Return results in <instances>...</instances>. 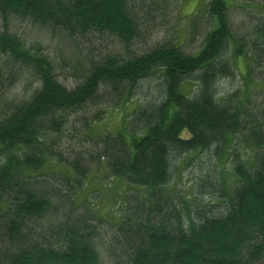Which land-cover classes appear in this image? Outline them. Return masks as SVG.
I'll list each match as a JSON object with an SVG mask.
<instances>
[{"label":"trees","instance_id":"obj_1","mask_svg":"<svg viewBox=\"0 0 264 264\" xmlns=\"http://www.w3.org/2000/svg\"><path fill=\"white\" fill-rule=\"evenodd\" d=\"M129 4L128 0H0V21L28 19L60 30L75 46L103 37L129 45L142 36ZM206 10L216 25L198 54H185L168 43L124 55H101L88 46L86 54L80 51L85 57L78 58L83 81L72 88L58 80L53 60L39 49L26 48L0 26L6 81L16 80L24 70L40 82L28 101L0 109V264L99 263L90 215L66 213L93 162L103 164L127 185L145 189L144 200L132 206L112 238L111 255L120 264H264V126L255 118L250 125L244 122L241 94L216 97V77L231 69L223 50L229 47L241 53L243 43L228 25L226 0H208ZM194 73L199 90L185 94L182 84ZM152 75L161 80L159 99L139 105L134 120L128 121L127 114L117 135L95 138L104 144L96 155L85 152L66 158L53 148V136L68 125L71 113L98 103L100 89L109 100L126 103L139 91L140 82ZM107 109L85 120V125L102 119ZM133 121L141 133L131 128ZM239 139L251 145L252 155H238ZM206 149L215 150L219 159L227 149L232 161L231 170L221 167L216 179H205L201 189L217 192L224 207L166 209L163 191L176 175L177 153ZM53 158L69 167L72 175L61 176L65 180L60 183L52 184L46 177L40 181L46 176L43 167Z\"/></svg>","mask_w":264,"mask_h":264},{"label":"rangeland","instance_id":"obj_2","mask_svg":"<svg viewBox=\"0 0 264 264\" xmlns=\"http://www.w3.org/2000/svg\"><path fill=\"white\" fill-rule=\"evenodd\" d=\"M128 1L142 32V36L135 38L129 45H125L116 37H103L102 40L96 39L90 45L81 42L80 46H75L60 30L28 19L12 18L10 22L0 21V26L2 30L7 29L16 35L26 48L39 49V52L53 60L58 70V80L72 88L83 81L81 71L77 68L78 58L81 55L85 57L84 53L86 54L90 46L97 49L96 52L101 55L113 52L124 55L128 50L130 53H140L168 43L179 46L185 54H198L205 43V37L216 25L214 18L206 10L208 0ZM226 3L228 25L234 31L239 44L243 43V49L238 54L232 52L229 47L228 50H223L222 57L224 60H230L231 69L229 74L216 77V97L233 96L236 92L241 94L245 107L244 122L250 125L252 118H255L260 122L258 124L264 126V0H226ZM81 50L84 53L80 52ZM5 65L0 57V75H3L0 79L2 90L0 109L3 111L8 104L28 101L40 86V82L31 71L21 70L16 80L6 81ZM197 76L196 73L192 74L190 80L187 79V82L182 84V91L185 94L193 95L198 92L200 86ZM161 88L159 77L149 76L140 82L139 91L126 103L109 100L107 93H102L104 89H100V95H103L97 99L98 103L71 113L68 125L58 133V136H53L52 147L66 158L75 157V154L85 155V152L96 155L104 144L95 138L106 137L107 134L117 135L122 129L125 116L130 114L128 121L130 118L134 120L133 115L139 105L144 106L151 100H158ZM105 108H108V112L102 119L85 125V120H91L95 113H101ZM131 128L135 129L136 133L142 132L136 121H133ZM84 133L95 140L84 136ZM235 149L241 158L252 155L251 145L244 140L239 139ZM214 151L206 149L195 150L192 153H177L176 175L171 185L165 188L166 192L163 191V204L166 209L173 211L177 206L179 211L185 212L192 207L195 210L199 205L205 209L206 206L213 209L224 207V200L217 192L207 194L201 190L204 187V180L216 179V174L221 173L219 170L221 167L225 166V169L229 170L232 168L227 149L220 159ZM91 165L92 168L88 165L90 170L86 173L85 182L76 187V193L72 195L75 203L66 208V213L72 211L73 217L90 215L89 223L95 230L92 239L99 256L98 264H120L115 260L116 257L111 255V246L114 244L112 238L119 231L125 215L131 213L132 206L144 200L145 189L137 190L127 185L121 177L109 173L99 162L97 164L93 162ZM43 170L46 176L43 174L38 179L44 181L46 177L52 184L64 181L65 178L61 176L72 175L69 167L55 161L54 158L47 161ZM219 185L217 183L218 187ZM51 200L53 203L59 202L56 198ZM58 219L63 218L61 216Z\"/></svg>","mask_w":264,"mask_h":264}]
</instances>
